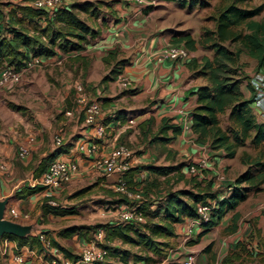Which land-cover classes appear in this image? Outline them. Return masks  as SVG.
I'll list each match as a JSON object with an SVG mask.
<instances>
[{
	"label": "crops",
	"instance_id": "obj_1",
	"mask_svg": "<svg viewBox=\"0 0 264 264\" xmlns=\"http://www.w3.org/2000/svg\"><path fill=\"white\" fill-rule=\"evenodd\" d=\"M153 1L143 0L145 3H139V0L118 2L119 5L110 6L109 14L104 16L98 14L93 19L94 27L99 29V34L86 43L82 49L70 50L65 53L59 52L51 56L38 55L43 64L36 65L35 69L41 74L61 69V66L54 67L53 62L62 64V61L76 60L75 64L80 65L84 77L75 80L74 86L77 82H81L84 84V89L72 92V89H68L73 85L71 84L72 80L67 78V88L64 93L55 92L47 102H44L42 106L44 115L41 114V110L36 112V108L32 109L30 103L17 111H14L11 106H6L0 111V200L7 198L5 217L29 226L25 235H36L39 238V234L43 233L51 239L49 247L43 246L42 243L39 246L36 244L20 245L16 240L2 236L3 233L0 235V264H49L52 255L65 256L53 241L77 255L87 245L99 244L103 246L110 243L104 238L103 228L94 232L89 230L86 236L73 234L66 237L60 235L59 231L72 225L118 223L120 221L118 212L127 202H115L114 200L126 195L117 189L123 175L103 174L96 167V161L98 158L106 157L117 144H125L127 140L132 141L140 132L143 134V138L149 135L152 125L157 129L163 118L169 117L171 122L177 123L181 127L180 132L171 141L162 144L178 151V155L186 160L185 173L189 174L187 165L190 162H196L201 157H205L207 165L202 171L205 181H207L210 179L209 175L215 174V168H218L220 164L228 163L227 160L234 157L235 154L232 157H227L223 150H210L206 144L193 140L190 128L191 112L196 105V90L204 80L203 77L195 73L196 69H194L192 58H198L196 62L198 64L201 61V56L195 49L190 51V57L185 60H159L157 58L155 51L168 43L165 39L166 36L163 35V28L156 21L150 27L143 23L145 17L140 9V4H150ZM20 3L32 5V0H14L13 3H8L6 7L10 8L6 18L9 22H11L10 17L20 18L19 13L13 15L11 12V9ZM66 3L69 4L71 1L65 0V5H68ZM2 17L4 14L0 10V18ZM21 23L30 30L37 26L34 21L26 19ZM39 24L44 26L45 21L41 19ZM120 58L128 59L121 73H117L113 79L102 81L103 74L108 70L106 66L112 65L115 60ZM248 59L254 60L253 58ZM4 66L5 64L1 67ZM83 67H85L84 70ZM254 72L264 75V64L260 67L255 66ZM118 74L129 77L130 88L121 85ZM240 87L243 97L251 96L247 81L241 83ZM94 98H98L101 102V117L106 126L105 134L100 137L95 135L92 126L83 122V115L78 113L83 106V99L87 101ZM75 100L78 102L76 103ZM263 104L264 99L256 103L251 101L249 104L251 112H257V115L262 114ZM68 111L69 113H67ZM261 122H264V119ZM56 134L62 136L60 145H56L54 142ZM30 137H33L34 140L30 145L29 154L22 158L18 157V147ZM142 137L137 149H131V166L160 164L154 161L153 156H148V147L157 142L151 143ZM80 143L94 145L95 150L91 153L81 151L78 148ZM58 147L61 150L43 165L42 158L51 154ZM53 159H66L77 163L78 168L73 172L68 182L57 187H46L26 198L15 196L14 193L22 186L36 184L42 170ZM200 174L199 171L198 177ZM148 176L152 177L153 175L147 169H141L136 174L138 189L144 183L143 177ZM90 186L93 189L91 195H95L96 198L91 200V209L98 207L97 212L106 218H102L99 222L91 221L89 218L82 219L79 217L81 210L78 211V209L76 213L66 215L42 214L40 203L43 197L52 195L56 202L62 206L74 205L77 208V205L72 204L73 201L68 198L76 196ZM223 192L226 194L227 191L223 190L217 193V196H222ZM248 196L249 193L246 198ZM245 199L241 200L232 211L227 212L215 226L201 235H198L202 229L201 225L197 223L192 225V220L195 217L185 216L181 222L174 224L175 235L169 238V245L165 247L163 256L158 257L152 252H148L155 260L147 262L140 260L134 263L130 255L124 262L119 256L106 253L103 260L85 264H157L164 261H166L165 264H177L170 259L173 248H175L174 253L190 252L196 264H219V259L233 250L240 255V260H234L233 264H249L254 253L264 259L261 242L264 226L258 223L264 214L259 215V218H256L257 222L253 223L256 226L255 230L258 231V233L256 232L258 238L251 241L245 239L251 233L249 223L244 225L243 230H240L242 225L240 206ZM50 202L55 203L54 200H50ZM11 207L17 209L16 215L10 213ZM256 208L255 206L254 209ZM234 211L239 213L235 223L231 220V214ZM73 217L79 218L74 219ZM217 228L221 229L222 235L215 238L212 234ZM98 232H101L100 238L97 237ZM237 241H244V250H248L251 255H244V252L237 247ZM110 244L130 248L128 244H122L118 240ZM134 247L138 250H134ZM130 249L138 254L146 252L138 246H131ZM19 255L22 256L21 261L16 259V256Z\"/></svg>",
	"mask_w": 264,
	"mask_h": 264
},
{
	"label": "trees",
	"instance_id": "obj_2",
	"mask_svg": "<svg viewBox=\"0 0 264 264\" xmlns=\"http://www.w3.org/2000/svg\"><path fill=\"white\" fill-rule=\"evenodd\" d=\"M236 1H230L218 11L214 16V28L212 30L205 29V36L199 41L190 33L184 32L172 42H182L190 51L195 50L197 43H200L203 47L208 46L213 52L211 57L202 55L199 65L196 63L198 58H192L194 69H196L195 73L203 77L204 80L196 90V105L191 112L190 128L193 140L206 144L210 150L221 149L225 156L232 157L236 148L243 146L249 138L253 146L261 147L256 155L257 158L253 157L251 164L246 169L234 177L232 182L226 183L229 189L223 196H217V193L211 190V179L205 181V177H203L202 180H198V173H190L193 186L196 189L179 188L167 191L159 200L150 197L148 195L150 192L147 190L137 188L136 174L141 169H147L156 179L158 176L177 172V180H180L186 176V173L181 171L183 163L132 165L122 175L128 188L141 195L140 201L138 199L134 203H138L139 208L144 212V221L72 225L61 229L60 235L66 237L73 234L86 236L89 230L94 232L103 228L106 241L111 243L118 240L122 244H128L130 248L138 246L141 250L146 251L144 254H138L132 252L129 247L122 248L119 245L107 243L103 246L106 247L108 254L119 256L124 262L130 255L134 263L140 260L147 262L155 260L148 252H152L158 257L165 254L169 238L175 235L174 224L181 222L185 216L196 217V208L199 202L205 204L214 202L209 212V218L200 223L202 229L198 235H201L215 226L227 212L232 211L241 200L245 199L251 188L259 190L258 185L263 182L264 177L261 172L252 171L251 167L262 164L264 122L258 123L252 119L248 110L252 98L251 96L243 97L240 89L241 80L247 77L243 74L244 63L240 61V57L245 55L246 58H253L256 67L264 64V14L258 19L253 18L264 8V1L248 8L237 5ZM98 6L100 4L90 0L73 1L68 5L58 6L53 13H49L44 8L29 4L15 5L11 12L13 15L19 13L20 18L10 17L12 24L5 28L0 27V67L5 64L14 70H20L32 56H51L59 52L65 53L70 50L82 49L86 43L99 34V29L80 17L78 12L96 17L99 13ZM24 19L34 21L37 26L33 30L28 29L21 23ZM41 19L45 21L44 26L39 24ZM104 60L106 59L104 58ZM127 62V58L115 60L109 74L104 75L102 81L113 79L117 73H121ZM11 107L14 108L15 105H11ZM222 114H226L227 119L224 125L220 119ZM180 130L181 127L177 123L171 122L169 117L163 118L150 142L167 143ZM60 150L61 148H56L51 154L43 157L41 163L44 165ZM246 159H249V156H245L242 161L246 162ZM155 182L154 185H156ZM44 188V185L38 183L24 185L14 194L18 198H26ZM50 200H54L55 203H51ZM114 201L131 202L126 195ZM40 208L43 215H66L77 212L76 206H62L56 202L52 195L43 197ZM238 217V212H232L233 223ZM256 232L258 233L257 230ZM2 236L14 239L20 245H41V241L36 235L17 236L4 233ZM262 236L261 242L264 249V233ZM53 242L65 256L72 260L78 257L68 248ZM236 245L244 252V255H251L248 250H244V241H237ZM234 260H240V255L235 250L223 255L219 259V264H233Z\"/></svg>",
	"mask_w": 264,
	"mask_h": 264
},
{
	"label": "rangeland",
	"instance_id": "obj_3",
	"mask_svg": "<svg viewBox=\"0 0 264 264\" xmlns=\"http://www.w3.org/2000/svg\"><path fill=\"white\" fill-rule=\"evenodd\" d=\"M14 0H0V10H2L4 17L0 18V27L5 28L10 25L8 18H6V14L10 7L8 3H13ZM19 1V0H15ZM68 1H81V0H68ZM94 3L100 4L98 6V14L104 16L110 13V6L113 7L115 5H119L118 2H127V0H90ZM232 0H154L150 4L141 5V13L144 15V22L147 27H150L154 21L163 28V35L166 36L165 39L167 42H172L176 37L180 36L184 32L190 33L195 39L198 41L205 36L204 30H212L214 28V16L221 10L224 6H226ZM264 0H237L236 4L245 8L253 7L258 5ZM138 3V2H137ZM140 3V2H139ZM145 3V2H142ZM80 17L85 19L89 24L95 26L93 21L96 17L87 16L84 12H78ZM264 14V8L258 15L253 16V18L258 19L261 15ZM97 21V20H96ZM183 44L182 42H179ZM184 45V44H183ZM205 47V46H204ZM197 43V54L202 57V55H207L209 57L212 56V50L207 46L204 48ZM240 61L243 64V74L247 77L241 80V83H245L248 77L254 75L255 64L254 60H250L246 58L245 55H241ZM76 60L70 61H62V64H56L53 62V66L58 68L61 66V69L58 71L52 70L51 72H45L41 74L37 69H35L36 65H41L43 62L35 63L32 66H29L25 70L21 72L20 79L18 81H8L5 86L0 85V111L6 107L15 105L12 109L17 111L21 107H26L28 103H30L32 109L36 108V112H40L44 115V109L42 106L44 102H47L49 97L53 96L55 92L59 94L64 93L66 87V79L71 78L72 86H69L68 89H72V92L77 91L79 86L84 89V84L81 82H77L74 86L75 80L82 79L84 76L82 69H80V65L75 64ZM48 66L49 63H48ZM113 65H108L106 68L108 70L103 74H109L110 68ZM3 67L0 68V70ZM85 67H83L84 70ZM70 72V73H69ZM100 83V81H99ZM240 83V85H241ZM244 86V85H243ZM246 86V85H245ZM241 88V87H240ZM77 103L78 101L75 100ZM251 106H248L249 113L252 119L256 122H261L264 119V115L258 114L257 112H251ZM28 110V109H27ZM21 113V112H19ZM81 114V109L78 112ZM258 117V119H256ZM221 123L224 125L227 122L226 114L220 115ZM1 121V120H0ZM15 121V118H14ZM157 129L151 128V132L149 135L142 137V133L140 132L136 138H133L132 141L127 140L125 144L132 150L137 149L138 144L141 141V137L147 141L151 139V137L156 133ZM252 134V131L250 135ZM149 137V138H148ZM148 156H153L154 161L159 162L160 164H178L183 163V168L181 171H184V166L186 164V160H184L181 155H178V151H174L173 148H168V146L163 145L162 143H154V145H150ZM261 147L253 146L250 143L249 138L246 140L243 146H239L236 148V152L234 157L227 160L228 163L220 164L218 168H215V172L219 175H222V178L219 179L216 175H209L211 179V190L219 193L223 190H226V183L232 182L234 177H236L240 172L246 169L252 162L253 157L257 158V154ZM135 153V152H134ZM245 156H249V159H246V162H243L242 159ZM260 159V158H259ZM261 165H255L251 167L252 171H259L262 173L264 177V156L261 158ZM208 170V169H207ZM210 171V170H208ZM200 176L198 180H202L204 177V172H200ZM191 174H187L185 178L177 180V172L170 173L166 176L161 175L156 179L152 176L143 177L144 183L139 187L141 190H147L150 192L148 194L150 197L159 200L161 196H163L167 191H172L179 188H188V189H196L193 186V180L191 179ZM154 180V181H153ZM156 181V182H155ZM156 183L154 185L153 183ZM256 188H251L249 190V196L242 201L240 206L241 213V229H244V225L249 223L251 226L252 235L246 236L247 241L255 240L257 237L256 226L253 224L257 222L256 218H259V215L264 214V180L262 183L258 185L259 190H255ZM93 193L92 187H87L83 189L80 193H78L74 197H69L68 200L73 201L77 205L79 212V217L82 219L89 218L91 221L99 222L102 218H106L101 213L97 212L98 207H94L91 209V200L95 198V195H91ZM152 194V195H151ZM71 196V195H70ZM141 196L138 193H134L132 196H129V200L134 203V201L140 199ZM96 199V198H95ZM71 205V204H70ZM89 205V206H88ZM257 207L254 209V207ZM80 208V209H79ZM105 210L107 208L104 207ZM17 210V209H16ZM253 211V212H252ZM256 213V214H255ZM84 214V216H82ZM256 216V217H255ZM79 217H75L78 219ZM74 218V217H73ZM74 218V219H75ZM260 223L264 226V217H260ZM253 221V222H252ZM262 227V226H260ZM213 237L217 238L222 235L221 229L217 228L215 232L212 234ZM255 238V239H254ZM134 250H138V248L134 247ZM175 248L171 251V261H175L177 264H181L184 260V257L191 254L190 252H177L174 253ZM255 251V250H254ZM179 255V256H177ZM264 259L258 256L257 253H254L253 257L249 260V264H264ZM166 261L160 262L157 264H165Z\"/></svg>",
	"mask_w": 264,
	"mask_h": 264
},
{
	"label": "built area",
	"instance_id": "obj_4",
	"mask_svg": "<svg viewBox=\"0 0 264 264\" xmlns=\"http://www.w3.org/2000/svg\"><path fill=\"white\" fill-rule=\"evenodd\" d=\"M143 2V0H139ZM68 4V3H66ZM32 5L35 7H41L46 9L49 13L61 5H65V0H32ZM190 50H188L185 45L180 43L168 42L160 49L155 51V55L159 60H185L190 57ZM40 56H32L26 62V64L20 70H14L11 66L5 65L0 70V85L6 84L8 81H18L20 79L21 72L34 65L35 63L41 62ZM118 80L121 85L130 88L131 80L129 77L118 74ZM247 83L251 90V98L254 103L264 99V75L254 73L253 76L248 77ZM81 89V87L79 86ZM83 101V106L81 108V114L83 115V122L92 126L94 128V133L97 137L103 136L106 132V126L102 121L101 117V102L98 98ZM261 112L264 115V104L261 107ZM69 113V111L67 112ZM131 122V120H129ZM34 138L30 137L25 143L21 144L17 150V156L22 158L29 154L30 145ZM54 142L56 145H60L62 142V136L56 134L54 137ZM79 150L86 153H91L95 150L94 145H86L80 143L78 146ZM131 149L124 143L117 144L114 146L110 153L103 158H98L96 161V167L100 172L105 175H110L111 173H117L121 175L126 169L131 166ZM207 161L205 157H201L196 162H190L188 164L189 173H198L200 169L205 168ZM78 168L77 163L66 159H53L51 160L44 171L41 173L40 177L37 179L36 183L42 184L46 187H57L66 183L70 180L71 175ZM219 179L222 175L215 174ZM122 178V177H121ZM117 189L123 191L127 196H132L134 192L128 188L125 180L122 178L119 180ZM229 187H226V191ZM225 192L222 193V196ZM52 202V201H51ZM214 202L210 204H205L199 202L197 204V216L192 220V225L194 223L200 224L202 221H206L209 218V212ZM10 213L12 215L17 214V210L11 207ZM118 219L120 221H144V212L139 208L138 203L124 204L118 212ZM101 232L97 233V237L100 238ZM39 240L43 246L49 247L51 245V239L43 233L39 234ZM107 253L106 247L99 244H90L83 247L78 252V257L72 260L66 256L52 255L49 264H81V263H94L104 259ZM18 261L22 260V256H16ZM181 264H196L192 254L187 255Z\"/></svg>",
	"mask_w": 264,
	"mask_h": 264
},
{
	"label": "water",
	"instance_id": "obj_5",
	"mask_svg": "<svg viewBox=\"0 0 264 264\" xmlns=\"http://www.w3.org/2000/svg\"><path fill=\"white\" fill-rule=\"evenodd\" d=\"M7 198L0 200V235L3 233L15 234L24 236L29 229V226L22 225L8 217H5Z\"/></svg>",
	"mask_w": 264,
	"mask_h": 264
}]
</instances>
